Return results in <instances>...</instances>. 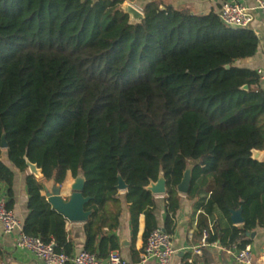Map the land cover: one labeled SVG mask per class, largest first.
<instances>
[{
    "label": "trees",
    "instance_id": "obj_1",
    "mask_svg": "<svg viewBox=\"0 0 264 264\" xmlns=\"http://www.w3.org/2000/svg\"><path fill=\"white\" fill-rule=\"evenodd\" d=\"M126 0H0V157L26 173L28 214L23 229L58 252L72 254L66 218L43 194L44 182L68 173L85 178L84 250L105 259L120 244L119 177L127 184L132 243L139 218L143 238L158 227L154 194L166 184L164 230H174L178 186L191 170L187 196L207 193L200 206L242 227L209 232L230 246L264 226V89L255 70L235 62L256 54L249 27L224 24L160 1L133 22ZM229 65V68H227ZM26 159L43 178L28 173ZM7 206H14V173L0 159ZM1 253V247H0Z\"/></svg>",
    "mask_w": 264,
    "mask_h": 264
},
{
    "label": "crops",
    "instance_id": "obj_2",
    "mask_svg": "<svg viewBox=\"0 0 264 264\" xmlns=\"http://www.w3.org/2000/svg\"><path fill=\"white\" fill-rule=\"evenodd\" d=\"M151 1H160L164 5H170L175 8H188L196 14H209L219 11L226 1H239L248 7H255L256 0H126L125 3H131L137 8L143 10V7ZM254 21L250 27L259 37V46L254 56L237 60L235 65L238 67L256 70L258 67L264 66V15L257 9L253 11ZM261 87L264 89V81H260ZM262 151V150H261ZM0 159L8 165L14 173V206L12 210L22 220L28 214L27 202L28 194L26 189V173L18 170L7 157L6 149ZM264 159V151L259 160ZM28 173L30 171L28 170ZM43 178V177H42ZM74 177L68 173L67 179L62 184H56L53 181L44 182L43 194L48 198V194H53V190L60 189V194L68 199L71 195V185ZM179 191V190H178ZM7 186L0 182V197L6 198ZM122 213L120 216L119 227L116 229L115 235L118 238L120 248L118 251L121 255L135 264H158L155 261L141 263V257L146 241L143 238L145 229V217L142 214L139 218V227L137 237L132 243V232L130 225V213L128 204L125 200V190L121 191ZM154 194L156 201L155 215L158 227L164 228L166 219V194ZM180 207L174 218V230L171 233L175 255L171 264H185L190 257L194 258L195 264H237L234 259L236 249L243 248L239 246V242H235L230 246L225 245L220 238L203 244V232L211 227V232L221 233L231 226L242 227V224H234L231 218H227L220 211H215L212 215H206L204 209L200 206L201 201L207 197V193H202L200 197L195 199L188 198L187 194L179 191ZM7 199V198H6ZM66 229L68 236L73 242V253H77L84 249L86 239L83 222H72L66 219ZM18 235L17 231L5 233L3 225L0 222V264H45L38 260L30 251L20 249L16 246L15 240ZM245 239L252 246L254 259L261 262L264 259V226H258L254 230L248 232ZM195 248H200L201 253L196 254Z\"/></svg>",
    "mask_w": 264,
    "mask_h": 264
},
{
    "label": "built area",
    "instance_id": "obj_3",
    "mask_svg": "<svg viewBox=\"0 0 264 264\" xmlns=\"http://www.w3.org/2000/svg\"><path fill=\"white\" fill-rule=\"evenodd\" d=\"M257 9L264 15V0H256L255 7H248L239 1H226L219 11L221 21L233 27H249L254 21L253 11ZM261 81H264V66L256 68ZM0 222L5 233L17 231L15 244L20 249L30 251L38 260L45 264H135L124 258L118 250H112L109 255L102 259L96 253L80 250L77 253L67 254L58 252L53 241L45 242L40 237L29 235L23 229V221L8 208L7 199L0 197ZM211 227L203 232V244H206ZM194 252L200 254V248ZM175 255L172 235L163 228H155L147 237L141 257V263L155 261L158 264H171ZM234 259L237 264H264L256 262L252 246L246 244L243 248L236 249ZM185 264H195L194 258L187 259Z\"/></svg>",
    "mask_w": 264,
    "mask_h": 264
},
{
    "label": "water",
    "instance_id": "obj_4",
    "mask_svg": "<svg viewBox=\"0 0 264 264\" xmlns=\"http://www.w3.org/2000/svg\"><path fill=\"white\" fill-rule=\"evenodd\" d=\"M123 9L130 15L133 22H139L144 19L143 11L132 5L131 3H125ZM227 68H229V65H227ZM1 147L3 149L7 148V142L5 138H3L2 140ZM261 156V150H252L253 159L259 160ZM26 163L31 174L36 176V178L38 179H41L43 177L42 170L37 166V164L32 163L28 159H26ZM190 180L191 170L187 169L184 173V178L181 184L178 186V190L187 193L190 186ZM84 186L85 178L82 174H79L77 177H75L74 182L71 185L70 189L72 193L68 199L64 198L60 194L59 188L54 189L53 194L49 193L47 199L50 201L53 208L61 213L67 220L72 222H85L89 218L91 211H88L85 208L87 202L90 200V197L84 196ZM117 188L121 191L127 189V184L122 177H119ZM148 188L152 191V193L155 194L166 193L165 178L163 176H160L158 181L151 183ZM230 218L232 223L234 224H243L245 221L241 208L238 210H231Z\"/></svg>",
    "mask_w": 264,
    "mask_h": 264
}]
</instances>
